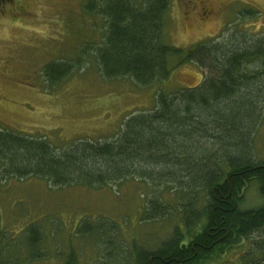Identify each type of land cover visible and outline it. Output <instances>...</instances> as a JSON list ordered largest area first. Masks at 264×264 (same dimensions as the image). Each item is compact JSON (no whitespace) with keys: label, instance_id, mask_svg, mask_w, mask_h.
Segmentation results:
<instances>
[{"label":"trees","instance_id":"1","mask_svg":"<svg viewBox=\"0 0 264 264\" xmlns=\"http://www.w3.org/2000/svg\"><path fill=\"white\" fill-rule=\"evenodd\" d=\"M96 3H85L104 19L93 63L107 79L157 84L153 106L125 115L120 130L105 139L57 145L46 136L0 127L3 170L53 186L97 187L134 175L163 184L145 201L142 218L175 211L178 223L154 249L134 247L136 258L126 264H205L230 249L241 251L232 264H264V239L256 247L243 245L264 227V156L253 139L264 116V33L239 30L179 47L164 35L169 0ZM74 63L49 62L43 76L50 83L62 79ZM183 63L204 69L202 79L167 92L165 78ZM252 180L262 202L244 207L243 193ZM169 191L174 203L167 199ZM81 223L76 231H83ZM92 228L101 229L87 230ZM25 231L35 248L42 230L30 223ZM64 264L76 263L70 255Z\"/></svg>","mask_w":264,"mask_h":264},{"label":"rangeland","instance_id":"2","mask_svg":"<svg viewBox=\"0 0 264 264\" xmlns=\"http://www.w3.org/2000/svg\"><path fill=\"white\" fill-rule=\"evenodd\" d=\"M92 1L0 0V127L46 136L57 145L105 139L120 130L125 115L153 106L157 84L107 79L93 63L104 19L85 8ZM247 8L256 13L246 15ZM239 30L264 33V0H169L164 35L173 45L187 47ZM61 60L76 64L50 83L42 69ZM204 73L183 63L162 85L167 92L193 86ZM254 137L264 156V116ZM5 166L0 161V264H64L70 255L76 264H126L136 258L134 247L154 249L178 223L175 211L156 220L142 218L145 201L163 184L134 175L97 187L53 186L43 178L7 174ZM167 196L174 203L170 191ZM261 202L258 182L252 180L242 205ZM80 222L83 231H76ZM30 223L42 230L35 248L25 231ZM94 226L101 229L87 230ZM262 239L264 227L243 245L256 247ZM240 253L230 249L205 264H232Z\"/></svg>","mask_w":264,"mask_h":264}]
</instances>
